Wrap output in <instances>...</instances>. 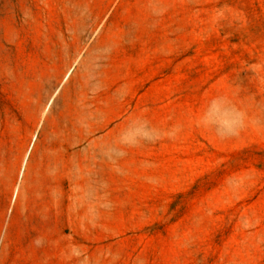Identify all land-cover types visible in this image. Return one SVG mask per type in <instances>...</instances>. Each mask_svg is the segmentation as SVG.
I'll use <instances>...</instances> for the list:
<instances>
[{"label":"rangeland","instance_id":"1","mask_svg":"<svg viewBox=\"0 0 264 264\" xmlns=\"http://www.w3.org/2000/svg\"><path fill=\"white\" fill-rule=\"evenodd\" d=\"M0 264H264V0H0Z\"/></svg>","mask_w":264,"mask_h":264}]
</instances>
